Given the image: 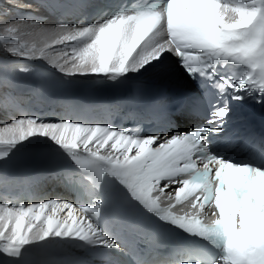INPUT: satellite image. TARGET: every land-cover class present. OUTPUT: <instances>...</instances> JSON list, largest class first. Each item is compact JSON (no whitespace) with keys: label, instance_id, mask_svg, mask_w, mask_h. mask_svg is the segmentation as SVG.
<instances>
[{"label":"snow or ice","instance_id":"obj_1","mask_svg":"<svg viewBox=\"0 0 264 264\" xmlns=\"http://www.w3.org/2000/svg\"><path fill=\"white\" fill-rule=\"evenodd\" d=\"M235 2L236 0H220L221 4ZM162 5H164L163 15L170 22L172 39L168 44H161L158 47L150 46L151 37H145L139 47H135V42L124 47L122 44L125 38L124 29L119 25L114 28L109 27L113 17L99 26H88L70 32L64 28L47 29L33 23L16 22L0 26V35L22 39L25 30L31 29L32 33L42 36L43 39L38 44L33 42L27 53L19 54L26 58L44 57L67 74L84 71L123 73L127 71L129 63L133 64L135 70L158 59L165 51H171L181 57L185 65L198 63L201 59L209 60V54L202 49L180 43L190 38L193 19L205 13L206 9L200 4L181 2V0H172L170 5L166 0ZM162 5L156 7L145 4L137 8L159 12ZM251 6L264 7V0H255V4ZM123 12L125 15L130 14L127 11ZM137 35L139 36V32ZM78 40L85 41L83 46L71 49L70 54L62 52L55 57L50 54V50L56 46ZM20 47L24 48L25 45L21 44ZM142 49L145 51L140 55ZM9 51L14 55L18 54L16 49ZM243 65L249 69L247 73L239 80L233 76L232 80H235V83L225 79L224 83L219 85L221 93L225 92L227 87L232 89L233 99H242L239 93L250 90H258L264 94V57H250ZM227 114V107L217 108L210 123L218 121L222 124ZM220 130L219 127L204 128L168 138H137L124 131L112 130L105 126H85L71 122L45 124L29 117L0 127V144L14 146L17 142L40 134L51 137L66 149L87 153L89 159L83 162L77 160L82 167L93 168L99 174L98 164L101 161L105 162L109 166L108 171L118 176L130 190V194L149 210L159 212L162 214V219L172 222L189 233H195L184 226V217L177 215L175 208L190 200L187 216L192 218L200 210L203 196L195 193L182 201L178 198V190L184 188L185 178L196 183L201 182L198 177L208 170L200 167V160L210 162L208 167L211 171L207 180L213 188L215 187L216 169L224 166L218 161L229 162L212 155L198 156L197 153L204 150L202 136L209 131ZM109 141H112L110 148L116 150L118 155L111 152L101 153V149L108 145ZM93 142L95 147L90 146ZM133 149L135 152L130 155ZM3 155L6 154H0V158ZM185 165L188 167H184ZM165 179L167 183L162 184V180ZM197 196H200L199 200ZM164 198L169 200L171 207H162L161 200ZM100 203L102 202H98L96 207H78L67 201L50 200L28 207L0 205V251L7 256L18 257L25 245L53 235L72 236L107 248L116 247L115 241L103 236L88 216L89 213L98 214ZM207 209L209 206L205 205L203 211ZM65 210H67L66 216L61 217L59 214ZM41 222L43 226L37 232V225Z\"/></svg>","mask_w":264,"mask_h":264},{"label":"clouds","instance_id":"obj_2","mask_svg":"<svg viewBox=\"0 0 264 264\" xmlns=\"http://www.w3.org/2000/svg\"><path fill=\"white\" fill-rule=\"evenodd\" d=\"M167 2L170 5L172 0ZM254 4L255 0L247 3L236 0L233 4L200 0L206 11L193 19L192 35L180 43L202 49L209 54L212 63L230 60L244 64L250 57H264V7L251 6ZM127 12L130 14L117 13L109 24V27L119 25L124 29V47L133 42L139 47L145 37H151L150 46L155 47L168 44L172 39L170 22L163 15L164 5L159 12L135 6ZM144 51L142 49L140 55ZM209 163L199 161L200 167L208 170L198 177L200 183L185 178L184 188L178 190L182 201L200 193L203 196L200 210L189 218L191 201L188 200L182 203L183 207L175 208L176 214L184 217L187 229L219 246L222 255L217 264H264V168L218 161L224 166L216 169L217 183L213 188L207 180L211 171ZM161 204L164 208L171 207L167 198L162 199ZM205 205L209 206L211 215L203 211ZM42 226L43 222L37 225L36 231Z\"/></svg>","mask_w":264,"mask_h":264},{"label":"bare ground","instance_id":"obj_3","mask_svg":"<svg viewBox=\"0 0 264 264\" xmlns=\"http://www.w3.org/2000/svg\"><path fill=\"white\" fill-rule=\"evenodd\" d=\"M198 3L200 4V0ZM16 22L33 23L39 27L47 29L64 28L69 32L74 29L84 28L83 26L75 25L73 23L66 24L61 22L59 20L58 13L53 10L48 0H0V26ZM42 39V36L32 33L31 29L25 30V34L22 39L13 36L0 35V63L7 62L12 64L22 60H26L27 62H31L33 64L39 63L48 68V70L52 73L53 78H55L59 84L64 81V76H67L69 78H77L86 83H92V87L94 89L98 87L94 81H105L108 78H114L113 74L116 72L97 73L84 71L67 74L64 71H61L54 64L50 63L49 60L44 57L26 58V56L19 54L21 52H28L24 48L20 47L21 44L30 48L33 42L38 44L42 41ZM84 42V40H78L58 45L54 49L50 50V54L54 57L58 56V54L62 52H69L70 54L71 49L82 47ZM9 49H16L18 54L14 55L9 51ZM176 71L175 55L171 51H165L158 59L152 60L150 63L138 69L134 70L133 64L129 63L127 65L126 72L129 73L131 79L140 78V80L144 82H148L150 80L164 82L165 80L172 78L173 75H177ZM179 79L185 81V79L181 76H179ZM1 100L2 93L0 91V101ZM0 110L2 109L0 108ZM12 122L13 121L8 119L6 115L0 114V127L11 124ZM111 143L112 141H109V144L101 149L102 154L108 152H111L114 155L119 154L116 150L110 148ZM90 146L95 147V142H93ZM72 153L73 151L64 148L51 137L40 134L30 136L23 141L17 142L14 146L0 144V154H6L0 158V161L5 164L10 163L20 166H23L24 164L56 161L57 159L66 158ZM80 153L87 154L84 152ZM60 216L63 217L62 215ZM47 240L48 248L51 252H67L69 254H76L83 251V248L80 247L78 240H75V237H56L53 235L44 240L33 241L30 244L25 245L21 249V254L18 257L35 255L32 249L35 247H41ZM0 255L7 256L2 251H0Z\"/></svg>","mask_w":264,"mask_h":264},{"label":"rangeland","instance_id":"obj_4","mask_svg":"<svg viewBox=\"0 0 264 264\" xmlns=\"http://www.w3.org/2000/svg\"><path fill=\"white\" fill-rule=\"evenodd\" d=\"M3 14V13H2ZM32 16V15H31ZM41 16H43V15H41ZM25 18V17H24ZM28 19V18H27ZM75 46H78V45H75ZM24 49L25 50H27L28 51V47L26 46V47H24Z\"/></svg>","mask_w":264,"mask_h":264}]
</instances>
